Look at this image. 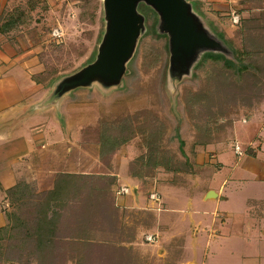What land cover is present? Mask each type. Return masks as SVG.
<instances>
[{"label": "rangeland", "instance_id": "1", "mask_svg": "<svg viewBox=\"0 0 264 264\" xmlns=\"http://www.w3.org/2000/svg\"><path fill=\"white\" fill-rule=\"evenodd\" d=\"M185 1L193 2L200 29L210 23L214 31H224L236 46L241 18L238 10L243 8L248 18L255 13V5H264V0ZM136 9L141 15V8L137 5ZM3 12L7 19H14L4 35L31 51L38 68L33 77L48 88L51 97L62 78L94 61L107 28L103 0H15ZM143 28L118 81L106 83L93 78L57 97L52 114L57 116L64 138L60 150L63 161L58 169L114 174L117 189L128 188L127 193L118 196L115 190V204L122 212L123 225L134 231V240L123 244L134 249L139 264H264V219L258 215L261 208L258 203L246 204V199H237L233 192L236 189L237 196L247 197L264 187V182L254 185L264 177V169L256 176L251 171L244 172L250 180L240 181L237 176L243 171L235 167L237 157L254 156L259 145V151H264V69H259L251 87L238 82V87L228 86L227 92L217 76L222 70L219 65L213 67L208 62L188 72L178 63L180 72L171 71L168 37L158 34L149 11ZM54 30L60 36H53ZM259 35L262 40L264 33ZM259 65H264V59ZM108 135L130 138L110 155L102 145ZM178 139L183 141L184 154ZM203 140V145H195ZM149 142L161 148L164 160L170 155L177 163L188 158L191 166L171 172L157 167L144 180L134 181L128 168L138 167L134 158L146 151ZM236 145L241 155L235 154ZM49 178L29 183L38 190L47 189L51 186ZM224 179L227 184L221 191L227 199L218 201L216 208L228 215L213 224L221 234L231 236L223 239L215 234L208 238V213L214 201L204 204L198 197L190 199L188 195L208 186L217 190ZM151 192L157 193L159 201L149 198ZM188 202L193 206L188 207ZM189 208L197 211L191 209L192 219L185 214ZM7 209L6 197L0 196L2 220ZM199 218L206 227H201L193 239L191 226ZM259 221L261 225H255ZM146 234L155 239L147 241ZM259 235L262 241L257 244Z\"/></svg>", "mask_w": 264, "mask_h": 264}, {"label": "trees", "instance_id": "2", "mask_svg": "<svg viewBox=\"0 0 264 264\" xmlns=\"http://www.w3.org/2000/svg\"><path fill=\"white\" fill-rule=\"evenodd\" d=\"M188 4L191 13L200 21L193 11V2ZM137 5L141 8L143 21L150 12L152 25L159 35L168 37L166 45L169 47V34L161 28L160 14L144 0H139ZM253 8L255 13L250 17L239 19L236 31L238 46L231 38L225 37L224 31H214L210 23L207 26L201 24L220 47L199 48L188 64V72L211 62L213 67L222 69L217 76L227 92L228 86L238 87V82L251 87L259 69H264V65H259L264 59V36L260 40L259 35L264 33V5L259 2ZM243 10L240 8L238 14ZM5 14L3 10L0 12L1 35L7 34L14 23V19L11 16L7 19ZM143 32L142 26L138 37ZM171 71L174 72L172 68ZM129 138L130 135L104 137V152L111 155ZM178 140L179 150L184 154L181 149L183 141ZM204 143L205 140L195 145ZM145 148L142 155L134 158L138 167L128 168V175L134 181L144 180L157 167L166 171H185L191 166L188 158L182 163L175 162L171 155L164 160L161 148H154L152 142ZM105 163L110 167L109 162ZM117 182L114 174L67 171L57 172L47 189L38 190L29 182L18 181L5 191L8 209L3 213V223L0 224V264H139L134 249L123 244L131 243L135 234L123 225L122 212L115 204Z\"/></svg>", "mask_w": 264, "mask_h": 264}, {"label": "crops", "instance_id": "3", "mask_svg": "<svg viewBox=\"0 0 264 264\" xmlns=\"http://www.w3.org/2000/svg\"><path fill=\"white\" fill-rule=\"evenodd\" d=\"M14 1L0 0V12ZM245 14L246 12L242 11L240 17L246 18ZM34 60L30 50L24 47L20 48L16 42L0 34V196H5V191L18 181L36 180L37 183H40L44 182L47 176L50 177L48 180L52 181L54 175L62 171V169H58V166L63 161V152H60L64 146L63 129L59 125L57 116L52 114L54 106L57 105V97L52 98L48 88L39 79L32 77L38 71ZM46 99L48 102L45 101ZM260 147L261 145L254 156L237 157L235 167L243 171L237 176L238 180H250V177L244 172L251 171L256 176L264 169V151H259ZM256 164L260 165L256 166ZM254 167L257 168L254 169ZM259 179L260 181L256 180L255 186L257 183L264 182V177ZM226 184L227 180L224 179L217 190L208 186L204 191L199 189L197 193L188 195L190 199L198 197L204 204L214 201V208L210 213L202 211V213H208L211 216L206 230L208 238L215 234L223 239L231 236L230 233L221 234L213 224L216 223V219L222 221L228 215L227 212L219 211L216 208L219 206L218 201L227 199V196H224L221 191ZM237 187L238 183L235 188ZM209 192L212 194L209 195ZM233 192L239 195L236 189ZM237 195L235 196L237 199L240 198L239 200L246 199V204L255 205L258 203L261 208L258 215L264 219V187L263 190L255 192L252 196ZM187 205L188 207L193 206L191 202H188ZM191 209L185 211V214L188 213L191 216L192 212H197ZM191 222L193 223V221ZM2 223L3 220L0 216V224ZM256 223L261 225L260 221L255 222V225ZM194 225H196L195 228H193ZM193 226H191L193 229L192 238L195 239L200 228L206 226L202 224L200 218ZM247 226L249 227V225ZM263 230L261 229V231ZM261 238L259 235L256 239L257 244L262 241Z\"/></svg>", "mask_w": 264, "mask_h": 264}, {"label": "water", "instance_id": "4", "mask_svg": "<svg viewBox=\"0 0 264 264\" xmlns=\"http://www.w3.org/2000/svg\"><path fill=\"white\" fill-rule=\"evenodd\" d=\"M138 1L103 0L107 28L96 58L81 70L59 81L53 97H59L72 88L84 86L93 78H101L106 83L120 79L124 62L131 56L143 26V17L136 9ZM144 1L160 14L161 28L169 34L170 66L174 72H180L178 63L187 69L199 48L220 47L218 42L207 35L203 27H198L199 22L185 0Z\"/></svg>", "mask_w": 264, "mask_h": 264}, {"label": "built area", "instance_id": "5", "mask_svg": "<svg viewBox=\"0 0 264 264\" xmlns=\"http://www.w3.org/2000/svg\"><path fill=\"white\" fill-rule=\"evenodd\" d=\"M237 20H238V18L235 16V17L233 18V22L236 23ZM59 34H60V33H59L57 30H54V31L52 32V35H53V36H60ZM239 148H240V147H239L238 145L235 146V150H234V152H235V154H237V155H241V154H242V152H241V150H240ZM127 191H128V188H127V187H120V188L117 189V191H116V195L118 196V195L125 194V193H127ZM149 198L153 199L154 201H159V197H158L157 193H155V192H151V194L149 195ZM145 239H146L147 241H150V240L153 241L155 238H154V236H152V235H148V234H146V235H145Z\"/></svg>", "mask_w": 264, "mask_h": 264}]
</instances>
